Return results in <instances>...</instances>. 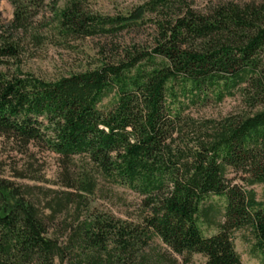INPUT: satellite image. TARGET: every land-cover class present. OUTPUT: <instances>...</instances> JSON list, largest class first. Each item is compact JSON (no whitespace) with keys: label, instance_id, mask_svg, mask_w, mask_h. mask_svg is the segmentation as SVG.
Returning <instances> with one entry per match:
<instances>
[{"label":"trees","instance_id":"trees-1","mask_svg":"<svg viewBox=\"0 0 264 264\" xmlns=\"http://www.w3.org/2000/svg\"><path fill=\"white\" fill-rule=\"evenodd\" d=\"M12 1L10 26L0 11V138L21 154L40 147L58 155L69 189L94 193L102 179L129 188L140 215L136 224L90 215L62 245L51 233L54 212L32 187L0 175V264H128L154 236L186 262L201 254L196 264H243L233 236L245 229L264 264V1L144 0L116 15L84 0L53 5L50 29L34 38L106 43L94 67L51 80L23 69L15 33L32 26L46 0ZM144 27L146 40L120 39ZM233 97L238 110L199 114ZM212 197L220 207L206 205ZM201 221L218 231L206 235Z\"/></svg>","mask_w":264,"mask_h":264},{"label":"rangeland","instance_id":"rangeland-1","mask_svg":"<svg viewBox=\"0 0 264 264\" xmlns=\"http://www.w3.org/2000/svg\"><path fill=\"white\" fill-rule=\"evenodd\" d=\"M88 8L102 14L116 15L127 13L144 0H84ZM206 0H197L200 5ZM241 3L264 0H235ZM69 0H46L40 12L31 19L33 27L23 29L16 33L17 39L24 45V54L21 64L25 71H29L45 79H56L60 76L78 72L95 66L99 47L106 43L102 37H87L79 40H71L69 43L58 38L54 33L45 36L42 41L34 38L36 32L43 36L48 32L54 20L53 5L56 9L63 8ZM16 7L12 0H2L0 11L5 25L10 26L15 20ZM144 27L125 33L120 39L127 42L131 39L146 40L151 31ZM123 42V41H122ZM124 43V42H123ZM112 46V45H111ZM110 99L105 100L108 103ZM240 101L238 98H227L223 103L209 106L200 111V115L220 116L238 110ZM32 154H21L14 150L4 139L0 138V175L16 182L18 185L32 187L33 198L45 208L46 213L54 212V220L51 223V233L59 237L62 245H65L72 231L85 222L90 215H112L115 218L134 222L139 220L140 196L124 186L111 185L108 181L100 180L94 193H83L76 189L64 186L62 179V162L59 156L45 149L32 148ZM82 161L76 162L70 167L72 173H77L82 167ZM21 175V176H20ZM238 182H241L240 180ZM257 192L258 198H262L263 189L260 185L249 186ZM72 193L70 201H63L65 193ZM222 199L212 197L207 206H221ZM48 205H52L49 208ZM213 220L221 222V214L216 210L211 211ZM210 212V213H211ZM201 226L206 235L218 231L216 224L210 225L201 221ZM235 248L241 255L243 264H262L261 258L251 252L252 234L249 230H240L234 233ZM74 253V252H73ZM68 256L67 260L74 257ZM106 253V252H105ZM103 253V257H108ZM146 255L152 260L177 258L179 264H196L204 261L201 254H194L190 262H186L184 255L174 253L158 236H154L147 246L134 253L135 257L128 264L138 263L140 255ZM93 255V254H92ZM105 259V258H103ZM66 260V261H67ZM127 263V262H126Z\"/></svg>","mask_w":264,"mask_h":264}]
</instances>
